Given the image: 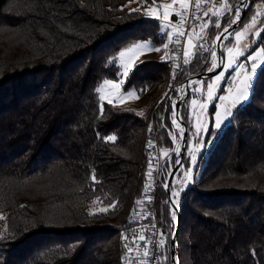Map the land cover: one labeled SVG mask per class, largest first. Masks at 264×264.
I'll list each match as a JSON object with an SVG mask.
<instances>
[{"label":"trees","instance_id":"trees-1","mask_svg":"<svg viewBox=\"0 0 264 264\" xmlns=\"http://www.w3.org/2000/svg\"><path fill=\"white\" fill-rule=\"evenodd\" d=\"M133 1L0 0V264H124L120 231L147 187L152 122L159 144L171 145L160 111L139 115L96 91L117 80L118 63L109 60L121 49L166 43L157 20L128 9ZM227 1L233 11L239 0ZM256 5L264 0L251 1L239 27ZM259 17L263 43L264 11ZM180 37L169 42L168 57L136 66L123 92L153 97L174 73L178 83L203 72L200 52L178 70ZM188 98L189 91L184 125ZM177 248L180 264H264V66L249 102L197 157L180 201Z\"/></svg>","mask_w":264,"mask_h":264},{"label":"rangeland","instance_id":"rangeland-1","mask_svg":"<svg viewBox=\"0 0 264 264\" xmlns=\"http://www.w3.org/2000/svg\"><path fill=\"white\" fill-rule=\"evenodd\" d=\"M239 1L236 3V6L234 7L233 11L231 9V8H233V6L229 5L227 0H222V3L220 5H217L215 8L220 10L219 6H221L222 4L227 5V8H225L223 10V13H224V15H226L227 13L233 12L232 13V20H233L234 11L236 10V8L238 6ZM250 1H252V0H250ZM185 2L188 4V0H185ZM171 3H172V0H157V2H155V4L152 3V4H149V5H144V1L143 0H134L133 2L128 4L127 7H128V9L130 11H133L134 9H140V10L143 11V13H145L148 10H152L153 8H156V11L158 12V14H160L162 16L164 10L160 9V8H157L156 6L160 5V4H171ZM250 5H251V3H250ZM141 6H142V8H141ZM248 8L246 9V11L248 10ZM253 9L255 10V12L253 11L254 13L251 14L250 18L246 22H244L241 27H239L240 26V22H239V26L232 33L230 38L225 43V45L223 47V50H222V57H221V60H223L224 63H227L228 62L227 48H234V50L239 48V49L243 50L244 51V55L239 57V61L238 62L241 63V64H245L246 65V70H250L251 69V61L248 60L247 58L249 56L255 58L256 63H257L258 66H257V69H256V73L253 75L252 84H253V82L255 80L257 72L262 67L261 66V62L264 61V55H262V52H264V42L263 43L260 42V40H261L260 36H261L262 29L259 26V20H260L259 16L264 11V6L256 5V6H254ZM175 11L176 12L182 11L181 6H180L179 3H177L175 5ZM246 11L242 14V17H241L240 21L244 17ZM144 16L146 18H148V19H153L152 17H150V16H148L146 14H144ZM178 16L179 15H172L171 20L169 22H167V23H169V27L167 29H165L164 32L161 31V27H160L161 33L165 34V32H172V37L177 35L179 33V31L176 30V29L175 30L172 29V27H173V18L174 17H178ZM220 16L221 15H217V16L212 17V18L216 19V20L212 19V21H214V24L215 23H219L221 25V22H219ZM204 18H207L206 22H204ZM204 18L201 20L200 23L198 22L199 24L197 23V24L191 26V30H190L191 31V36L187 37L186 40H185L184 51H185V49H187L189 51V53H190V56L194 52H200L201 55L207 56V64H208V62H209V60L211 58V51L208 52V53H204V52H202L200 50H196L195 42L193 40V37L203 36L204 39L207 42H209L207 40L206 28H202V25H203V23H207L209 25V22H210L211 18L209 19V17H207V16H205ZM253 18H255V24L252 25L245 32L244 26L251 24ZM231 24H230V26H231ZM159 25H160V22H159ZM199 27H200V29H199ZM218 29H221V27L217 28V30ZM217 30H216V32H217ZM220 32H222V31L220 30ZM236 32H243L244 35L242 36V38H240L238 40L237 37L235 36ZM182 38H183V36L180 37V42H179L180 48H179V51L181 49V44L180 43L182 41ZM144 42H147V41H140V42L132 43V44L128 45L127 47H124L120 51L125 50L126 48H128L129 46H131L133 44L144 43ZM169 42L170 41H169V39L167 37L166 43L169 44ZM245 45H247L246 48L244 47ZM160 49L161 50L159 52H157V51H149L147 48L137 49V50H135V51H133L131 53H128L124 58L117 59L118 66L122 65V64L131 63L133 65V68H132V70H133L136 66L141 64L140 61L156 60V59L159 58L158 56H164L165 52L168 51V48L164 49L163 46H161ZM179 51H178V55H177V58H178L177 59V68H178V70L181 69L182 62L184 61V55H183V59L181 61V59L179 57ZM183 54H184V52H183ZM116 57H118V54H117ZM211 62H214V58L212 59ZM206 67H207V65H206ZM234 69H235V64L233 65L232 69H227V70H225L222 66L218 67L217 70L211 76H209L208 78H206L203 81H200V82L196 83L194 86H192L188 90L189 91V98H188L189 112H188V116L186 117L185 125L187 123H189L190 125L187 128V131H186L185 125L183 123L181 115H180V117H181V120H182V123H183L182 128H183V131H184L185 136H186L184 138H185V148L187 146V149H186V156L188 158V168H187V170L188 169L192 170V172H191L192 177H193V172H194V169H195V166H196V162H195V164H193L192 158H191V155H190V150L191 149H196L197 147L199 148V151L195 152L196 161H197L198 155L202 151L207 150L209 148L210 144L215 140V138L230 123L233 113L239 107H242V106L246 105L249 102V100H250L252 84H251V86H250V88L248 90V99L243 101L241 104L237 105L235 108H233L232 109V115L229 116L227 119L223 120V122L221 123L219 128H216V126H215V124H216V116H215V114L218 111L217 105H221L222 104V102L218 99V97L222 96V95L223 96H228L229 95V91L228 90L230 88L234 90L235 86L237 84H239V78L237 76V73L239 72L241 74V76H242L243 72L245 71V70H241V69H235V70ZM221 71L225 72V78L220 81V86L218 88L214 89L216 98H214L210 103H207L206 110L202 109L201 108V104L207 102V96H208L207 85L209 83H212L213 81H215L216 76ZM121 72H122V68L119 69L117 80H111L113 82V84L119 85L121 79H123L126 82V80H127L129 75L127 77H123ZM174 75H175V78L172 77V82L168 83L169 84L168 86H164L163 85L164 87L161 88L160 90L156 91V95H154L153 97L149 96V94H147V93L146 94H142V93L138 92L137 90H136V95L128 96L127 93L128 92H132L134 89H129V90L123 92L122 88H123V85L125 84V82L122 85H120V87H113L112 85H104L103 89H102V93H98L99 94V98L103 102L112 103L113 105H115V106H117L119 108L132 109L135 112H137L139 115H145L149 111H151V115H153L155 113V111H160L161 112V114H160V116H161L160 126L165 130L171 145L170 146H161L159 144V142H158V132H157V129H156V126H155L154 122H152L151 125H150L151 126V131L148 130V134L150 135L151 138H149L148 141L144 144V148H145V145L147 143L151 142V144H153V145L156 144L157 147L159 149H161V150H168V153H170L168 156L171 158L170 163H171L172 168L174 166L175 157H176L177 154H174V152L172 150L173 149V145H172L171 136H172V134H173V136H176V134L174 132H172V129H171V126H170V121L172 120V118H171V115H170L171 114V111L169 109L170 106H169L168 103L166 104V102H167L166 96L169 95L170 91L173 88L175 89V87L177 85L182 83V82H178L177 83L178 72L174 73L173 76ZM194 75H196V74H194ZM190 76H192V75H190ZM100 85H103V82ZM122 93H123V95H122ZM177 93L178 92H174V96L175 97H176ZM101 97H103V98H101ZM186 97H187V94L185 96L184 102L186 101ZM157 100H158V102H156ZM193 100L196 101L195 104H193ZM109 101H111V102H109ZM155 102H156V105L153 106L155 104ZM184 102H183V104H184ZM223 110H224L223 107L219 108L220 112H223ZM181 111H182V109H181ZM165 121H167V122H165ZM167 124H169V126H167ZM201 124L207 126V131H204L201 128ZM198 128H201V130L199 131V134H197V129ZM144 148H143V152H144ZM144 157H145V155H144ZM183 158H184V155H183ZM147 162H148V160H147ZM148 164H149V162H148ZM183 165H184V160H183ZM166 166L168 167V164ZM184 169H185V167H184ZM149 173H150V165H149V171H148L147 187L145 189L143 197L139 201V203H140L141 201L144 200L143 201V205L144 206L146 205L145 202H146V198L148 196V190H149V188H148V186H149V175H150ZM180 176H181V172L179 171L178 177H180ZM163 183H164V180H163ZM187 184L188 183H186L184 181V185H187ZM177 189H178V181L175 180L172 183V186H171V189H170V195L173 197V198H171L172 202L175 201L174 200L175 197L172 195V193L174 192V190H177ZM171 201L169 200V195L167 194L166 189L165 190L162 189V190L159 191V193L157 195V200H156V213H157V217H158V220H159V225H160L159 227L161 229L160 233H161V236L164 239V243L161 246L160 251H159V264H171L170 263V235H171V232L173 230V225H174V221L172 222V220L170 218V212H169L170 207H169L168 203H170ZM139 203H137L136 208L133 211H135V210H137L139 208ZM162 210H163V214L164 215L160 216V214H162ZM131 213L129 214V216L131 215ZM172 214H173V210H172ZM129 216H128V218H129ZM160 217H161V219H163V221H165L164 224L161 223ZM127 221H128V219H127ZM167 238H168V240H167Z\"/></svg>","mask_w":264,"mask_h":264},{"label":"snow or ice","instance_id":"snow-or-ice-1","mask_svg":"<svg viewBox=\"0 0 264 264\" xmlns=\"http://www.w3.org/2000/svg\"><path fill=\"white\" fill-rule=\"evenodd\" d=\"M218 2V0H217ZM179 3L181 6L182 11L180 12H176L175 11V5ZM192 3L196 6V8L198 9L200 7V0H192ZM153 4H155V0H153ZM189 5L185 2V0H172L171 4H160L157 5V8L163 9V15L161 16L160 14H158V12L156 11V8H153L152 10H148L146 11L144 14L152 17L153 19L157 20L160 22V27H161V31L164 32L165 29H167L169 27V22L171 20L172 15H179L180 16V23L182 24L184 21V16H183V10H186L187 7ZM221 7L227 8V5H221ZM133 11L135 12H140V9H134ZM205 15H207V13H205ZM213 15H222V13H220L218 10L216 12H213ZM239 15V11L237 10V16ZM235 20H232L231 23H235ZM262 23H264V21H262ZM255 24V18H253L252 23L249 25H245L244 26V30L245 32L252 26ZM208 25L205 23L202 25V28H206ZM215 27L220 28L221 25L219 23H215ZM224 32L227 33L228 29L225 28ZM180 36L185 35L184 32H179L178 33ZM165 35L168 37L169 41L172 40V32H165ZM244 35L243 32H236L235 36L237 37V39L239 40L240 38H242V36ZM220 37H217V39H219ZM224 39H227V35H225L223 37ZM200 39H203V37H200ZM169 47V44L165 43L163 44V48L167 49ZM196 47H204V44H198L196 45ZM245 48L247 47V45L244 46ZM142 48H147L149 51H157L159 52L161 49L160 47H156L154 44H152L151 41H147L144 43H137V44H133L131 46H129L128 48H126L125 50H122L118 53V57H114L111 58L109 60V63L115 64L117 62V59H122L124 58L128 53H131L137 49H142ZM205 51H209V48H205ZM227 52H228V62L224 63L223 60L220 61H215L212 63L211 67L208 69L209 71H213L215 68L217 67H223L225 70L227 69H232L233 65L235 64V69H241V70H245L243 72V75L241 76V74L238 72L237 76L239 78V84H237L235 86V89H229V95L228 96H219L218 99L222 102L221 105H217L218 111L216 112L215 116H216V128H219L221 123L223 122V120L227 119L229 116L232 115V109L235 108L237 105L241 104L243 101L248 99V90L252 84V78L253 75L256 73V69H257V63L255 58L249 56L247 59L251 61V69L250 70H246V65L245 64H241L239 63V57L244 55V51L237 48L234 50V48H227ZM194 54V53H192ZM211 55L213 57H216V53L215 51L211 52ZM262 55H264V52H262ZM189 56L190 53L187 49H185L184 51V61L183 63L185 65L190 63L189 60ZM165 57H168V53L165 52L164 56L161 57V59H164ZM140 63H143V61H140ZM261 66H264V61L261 62ZM122 68V76L123 77H127L129 75V73L132 71L133 65L131 63L128 64H122L118 66V70ZM234 69V70H235ZM173 78H175V75L173 76ZM225 78V72L221 71L215 78V81H213L212 83H209L207 85V92H208V96H207V102L206 103H202L201 104V108L205 109L207 108V103H210L215 97V91L214 89L218 88L220 86V81L222 79ZM125 81L123 79L120 80V84H113V82L111 80H104L103 81V85H100L97 87L96 91L97 93H102V89L104 85H112L113 87H120V85H122ZM123 95V93H122ZM128 96H134L136 95V90H133L132 92H128L127 93ZM103 98V97H101ZM111 102V101H109ZM226 102V103H225ZM175 103V102H173ZM196 101L193 100V104H195ZM223 107V112L219 111V108ZM101 112H102V108H101ZM173 123L175 124L176 121L173 120ZM201 128L204 131H207V126L201 124ZM201 128L197 129V134H199V131L201 130ZM149 130L151 131V126H149ZM106 140L109 141H115L116 137L113 136H109L105 138ZM151 144V142H150ZM199 148L197 147L196 149H191L190 150V155L192 158V162L193 164H195L196 162V156H195V152H198ZM192 170L188 169L185 172V182L186 183H190L193 179L192 175H191ZM150 174V173H149ZM93 180L95 179V176L93 174ZM172 195L174 197L178 196L179 193L178 192H173ZM99 198H97L98 200ZM97 200H94L93 203H97ZM137 203H139V201H137ZM101 211H107V209H101ZM89 215H93V213H89ZM173 220H175V213H173ZM124 238V237H122ZM140 240H145L146 237L141 235L139 237ZM164 243L163 240L160 241V244L162 245ZM125 247H128L127 245H125ZM129 251H131V248H128ZM144 257H148L149 253L147 251L144 252ZM253 255H255V252H253Z\"/></svg>","mask_w":264,"mask_h":264},{"label":"built area","instance_id":"built-area-1","mask_svg":"<svg viewBox=\"0 0 264 264\" xmlns=\"http://www.w3.org/2000/svg\"><path fill=\"white\" fill-rule=\"evenodd\" d=\"M222 0H200V7L197 9L192 3V0H188V7L183 11L184 21L180 23V16L177 17L175 21L174 30L179 32H184L181 49L179 51V57L182 61L184 52V43L187 37L191 36V26L200 23L201 20L206 16V10L212 8L214 5L218 4ZM198 23V24H199ZM182 37V36H181ZM203 36L193 37L195 42V47L198 44H204V47H196V50H200L204 53H208L213 50L211 43L207 42ZM205 48H209V51H205ZM164 151L148 143L147 148V160L150 165V175H149V190L148 196L146 198V205H143V201L139 203V208L133 214L132 219L127 222L124 228V238L125 245L128 247L124 248V253L126 255V262L128 264H159V251L161 245L160 241L163 237L160 233L159 220L156 213V200L157 195L160 190L166 189V180L172 170L170 163L171 158L169 154H164ZM168 164V167L166 166ZM164 180V183H163ZM175 184V183H174ZM169 204L170 218L173 220L172 214V203ZM143 235L146 237L145 240H140L139 237ZM131 248V251L128 248ZM149 253L148 257H144V252Z\"/></svg>","mask_w":264,"mask_h":264},{"label":"water","instance_id":"water-1","mask_svg":"<svg viewBox=\"0 0 264 264\" xmlns=\"http://www.w3.org/2000/svg\"><path fill=\"white\" fill-rule=\"evenodd\" d=\"M250 3H251L250 0H240L236 10L234 11V15H233V20H235L236 22L231 24V26L228 28L227 33H225L224 31L220 32V29L217 30L213 39L210 42L212 47H213L212 51H215L216 57H213L211 55V58L207 64V67L205 68V70L199 74L189 76L184 82H182L181 84H179L175 87V89L181 87V90H182L184 97L182 99H179L178 93L176 94V97H175L176 98L175 116L170 121V126L172 129V132H174L176 134V136L179 140V152L177 153V155L175 157L174 166L172 168V171H170L168 178H167V181H166V192L169 195L170 201H171V198H173L170 195V189H171L172 183L175 180L178 181V189L174 190V192L179 193V195L175 197V199H174L175 201H173V202L171 201L172 210H173V213H175L173 230H172L171 235H170V263L171 264H179V255H178V249H177V237H178L179 221H180V201H181V196H182V193L184 190V181H185V172H186L184 169V165H183V155H184V150H185V138H184L185 133L184 132L181 133L179 131V127H178L179 122H181V124L183 125L181 117H180L183 102H184V99H185V96H186L188 90L192 86H194L196 83H198L200 81L205 80L206 78L211 76L217 70L218 67L215 68L213 71L208 70L213 63L211 61L213 58L215 61L221 60L222 50H223L225 43L230 38L232 33L239 26V22H240V19L242 17V14L249 7ZM237 10L239 11L238 16H237ZM223 15H224V13H222V15L220 16L219 22L221 21V17ZM225 35H227V37H228L227 39L223 38ZM217 37H220V38L217 39ZM173 120L176 121L175 124L173 123ZM173 152H174V150H173ZM179 171L181 172L180 177H178Z\"/></svg>","mask_w":264,"mask_h":264},{"label":"bare ground","instance_id":"bare-ground-1","mask_svg":"<svg viewBox=\"0 0 264 264\" xmlns=\"http://www.w3.org/2000/svg\"><path fill=\"white\" fill-rule=\"evenodd\" d=\"M174 92H178V95H179V99H182L183 97H184V95H183V93H182V90H181V87H179V88H176V89H172L171 91H170V93H169V95H167L166 96V100H167V103L169 104V106H170V111H171V118L173 119V117L175 116V109H176V98H174L173 97V94H174ZM173 102H175V103H173ZM167 110V109H166ZM165 115V114H164ZM179 125H178V127H179V131L181 132V133H183L184 131H183V128H182V124H181V122H179L178 123ZM151 138V137H150ZM171 139H172V145H173V150H174V154H177L178 152H179V141H178V138H177V136H173V134H172V136H171ZM166 153H168V152H166V151H164V154H166ZM169 154V153H168ZM145 155H146V157H147V151L145 152ZM122 237H124V229L121 231V234H120V238H121V241H122V243H123V249L125 248V238H122ZM123 262H124V264H128L127 262H126V255H125V253H124V257H123Z\"/></svg>","mask_w":264,"mask_h":264},{"label":"crops","instance_id":"crops-1","mask_svg":"<svg viewBox=\"0 0 264 264\" xmlns=\"http://www.w3.org/2000/svg\"><path fill=\"white\" fill-rule=\"evenodd\" d=\"M221 3H222V1H220L218 4H216V5L213 6L212 8L206 10V12H207V15H206V16L209 17V19L212 18V17H214V16H217V15H213V12H216V11L218 10V9L215 8V7H216L217 5H220ZM222 5H224V4H222ZM219 9H220V10H218V11H219L220 13H223V10H224L225 8L219 6ZM176 19H177V17H174V18H173V27H172V29H174ZM203 24H205V23H203ZM199 29H200V27H199ZM158 57H159V58L156 59V60H161V57H163V56H158Z\"/></svg>","mask_w":264,"mask_h":264}]
</instances>
